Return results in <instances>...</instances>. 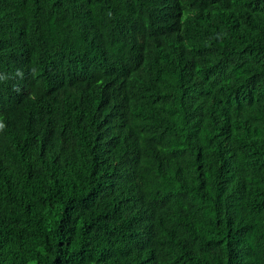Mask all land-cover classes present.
I'll use <instances>...</instances> for the list:
<instances>
[{
  "label": "trees",
  "instance_id": "obj_1",
  "mask_svg": "<svg viewBox=\"0 0 264 264\" xmlns=\"http://www.w3.org/2000/svg\"><path fill=\"white\" fill-rule=\"evenodd\" d=\"M0 264H264V0H0Z\"/></svg>",
  "mask_w": 264,
  "mask_h": 264
}]
</instances>
